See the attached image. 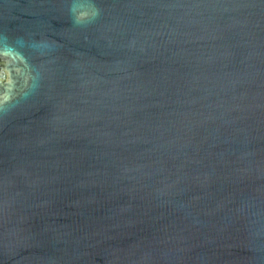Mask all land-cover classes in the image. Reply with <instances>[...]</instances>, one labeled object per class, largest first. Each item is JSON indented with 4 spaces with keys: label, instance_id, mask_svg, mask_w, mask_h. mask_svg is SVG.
I'll return each instance as SVG.
<instances>
[{
    "label": "water",
    "instance_id": "obj_1",
    "mask_svg": "<svg viewBox=\"0 0 264 264\" xmlns=\"http://www.w3.org/2000/svg\"><path fill=\"white\" fill-rule=\"evenodd\" d=\"M0 264H264V0H0Z\"/></svg>",
    "mask_w": 264,
    "mask_h": 264
}]
</instances>
